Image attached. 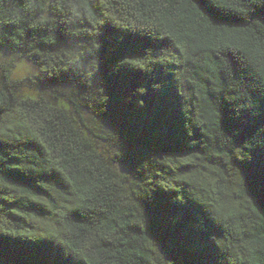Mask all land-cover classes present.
Returning <instances> with one entry per match:
<instances>
[{
	"label": "trees",
	"instance_id": "trees-1",
	"mask_svg": "<svg viewBox=\"0 0 264 264\" xmlns=\"http://www.w3.org/2000/svg\"><path fill=\"white\" fill-rule=\"evenodd\" d=\"M0 51V264H264V0H0Z\"/></svg>",
	"mask_w": 264,
	"mask_h": 264
},
{
	"label": "rangeland",
	"instance_id": "rangeland-1",
	"mask_svg": "<svg viewBox=\"0 0 264 264\" xmlns=\"http://www.w3.org/2000/svg\"><path fill=\"white\" fill-rule=\"evenodd\" d=\"M7 66L9 68L10 78L21 79L24 78L35 71V66L27 60H16L8 52L0 51V75L1 68ZM20 94L23 96L35 97L38 95H46V93L38 88L37 86L30 84L29 86H24L20 89ZM52 102V99H50Z\"/></svg>",
	"mask_w": 264,
	"mask_h": 264
}]
</instances>
